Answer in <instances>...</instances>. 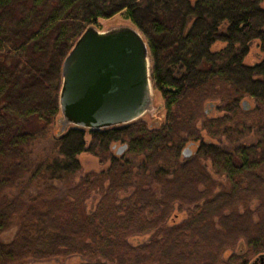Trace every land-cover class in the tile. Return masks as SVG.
<instances>
[{
    "label": "trees",
    "instance_id": "1",
    "mask_svg": "<svg viewBox=\"0 0 264 264\" xmlns=\"http://www.w3.org/2000/svg\"><path fill=\"white\" fill-rule=\"evenodd\" d=\"M263 4L0 0V236L16 228L9 242L0 240V264L71 258L78 259L75 264L262 261ZM118 14L148 42L163 119L54 134L66 56L89 26ZM253 43L263 58L251 66L245 60ZM218 44L224 47L216 49ZM247 98L255 109L250 103L243 108ZM215 104L222 115L210 117ZM249 134L255 143L239 144ZM46 142L51 157L37 163L32 150ZM118 145L127 146L121 155ZM85 152L109 167L76 182L78 157ZM211 172L226 178L227 186ZM94 192L101 197L88 210L84 200ZM175 207L187 209V217L168 226ZM147 235V241L130 242Z\"/></svg>",
    "mask_w": 264,
    "mask_h": 264
},
{
    "label": "water",
    "instance_id": "2",
    "mask_svg": "<svg viewBox=\"0 0 264 264\" xmlns=\"http://www.w3.org/2000/svg\"><path fill=\"white\" fill-rule=\"evenodd\" d=\"M61 77V132L69 127L100 131L127 126L162 108L154 104L148 42L133 25L106 32L89 26L66 56ZM242 106L247 109L249 102ZM126 148L120 146L116 153ZM184 155L190 156L191 150Z\"/></svg>",
    "mask_w": 264,
    "mask_h": 264
},
{
    "label": "rangeland",
    "instance_id": "3",
    "mask_svg": "<svg viewBox=\"0 0 264 264\" xmlns=\"http://www.w3.org/2000/svg\"><path fill=\"white\" fill-rule=\"evenodd\" d=\"M264 7V4H263ZM120 26H132V23L126 19L124 17V14H118L110 19H99L96 25V28L100 31V32H106L109 29L115 28V27H120ZM224 47L223 44H218L216 46V49H220ZM263 56L260 53V50L258 48L257 43H253L250 46V50L248 53V56L245 60L246 64L248 65H256L258 64L261 60H262ZM151 65L152 64V60H151ZM153 95H154V104L155 107L158 106H162L163 105V101L162 98L160 96V94L155 90V88L153 89ZM251 106V109H255L256 108V104L254 103V100L247 98L246 99ZM217 105H219V103H216ZM215 104V106L213 107V109H211L212 111L210 112V117H217V116H221L222 113L218 111V107ZM164 116V113L160 114L157 116V120H162ZM60 115L57 117L56 119V124L54 126V134H57L60 131V126H59V119H60ZM155 119V120H156ZM143 120H145L147 123H153L155 120L148 118V116L143 117ZM87 133L89 134V131H87ZM203 137L205 138H209L207 137V135L205 134V132H203ZM87 140H89V136H87ZM255 143V137L253 134H249V135H245L240 139L239 144H244V145H251ZM213 144H217L218 146H221L222 148H229V146L226 143H221L220 140H213ZM51 142H46L43 143L41 145H36L33 148V156L35 158V160H37V163H39L40 161H42L43 159L47 158V157H51ZM120 147V145H118L116 148ZM197 147H193L192 148V152L196 151ZM124 159H129V160H133V163L135 164H139L138 160L134 159V158H130V157H126L125 155L122 156ZM78 160L80 162L81 165V169L80 171L76 174V178L75 181L78 182L80 178L84 177L87 173H102L104 171L108 170L109 167V161L103 163L101 162V159L91 153H83L78 157ZM214 172H211L212 176L214 178H216V181L220 184V185H225L227 186V180L226 178H220L217 175H215ZM155 190L157 193H159L157 190L159 189V187H157L156 185L154 186ZM37 190L36 189H32L31 193H33L34 195L37 194ZM101 196L99 195V193L94 192L91 194V196H89L87 199L84 200V206L86 209L90 210L92 209L97 201L99 200ZM120 198H124L126 197L125 193H120L119 194ZM187 209H179L178 207H175L174 212L171 216V218L169 219L170 221L168 222V226L174 224V223H180L183 220L186 219L187 217ZM16 231V228L11 229L10 231H7L5 233H3L0 236V240H2V242H9L12 237L14 236V233ZM151 238V236L147 235V236H143V237H139V238H135V239H131L130 242L131 243H136L139 241H147ZM237 250L235 251H231V253H236ZM229 252V253H228ZM224 254L223 256V260H226L229 255H230V251H228ZM76 258H71V259H67V260H54V261H44V262H30L29 264H75L77 263Z\"/></svg>",
    "mask_w": 264,
    "mask_h": 264
},
{
    "label": "flooded vegetation",
    "instance_id": "4",
    "mask_svg": "<svg viewBox=\"0 0 264 264\" xmlns=\"http://www.w3.org/2000/svg\"><path fill=\"white\" fill-rule=\"evenodd\" d=\"M162 107V106H161ZM163 113V110H162V108H161V110L160 111H158V112H156L155 114H153V115H150V114H147L146 116H149L150 118H152V120L154 119H156L157 118V116L158 115H160V114H162ZM157 120V119H156ZM155 120V121H156ZM252 264H264L262 261H260V260H257V261H255L254 263H252Z\"/></svg>",
    "mask_w": 264,
    "mask_h": 264
}]
</instances>
